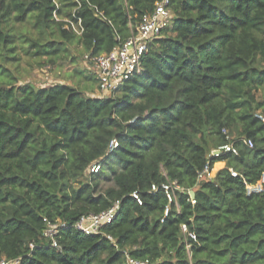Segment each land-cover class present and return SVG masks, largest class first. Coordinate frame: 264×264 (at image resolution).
<instances>
[{
  "label": "trees",
  "instance_id": "trees-1",
  "mask_svg": "<svg viewBox=\"0 0 264 264\" xmlns=\"http://www.w3.org/2000/svg\"><path fill=\"white\" fill-rule=\"evenodd\" d=\"M159 1L0 0V54L15 53L13 20L38 32L23 36L26 53L54 62L77 41L92 59L130 38ZM169 5L171 23L112 95L19 84L0 65V256L19 264H125L127 254L149 264H264V192L248 195L245 185L264 174L256 116L264 114V0ZM231 141L238 155L209 156ZM97 161L102 170L90 172ZM219 161L227 166L198 182ZM106 166L114 184L103 187ZM175 180L184 190L170 202L163 184ZM116 201L101 233L75 227ZM47 222L60 225L59 247L44 235Z\"/></svg>",
  "mask_w": 264,
  "mask_h": 264
},
{
  "label": "built area",
  "instance_id": "built-area-1",
  "mask_svg": "<svg viewBox=\"0 0 264 264\" xmlns=\"http://www.w3.org/2000/svg\"><path fill=\"white\" fill-rule=\"evenodd\" d=\"M173 18V12L169 5V0H161L156 4L153 12L145 14L140 23L137 25L133 35L128 38L120 46L114 48L108 53L97 54L92 57L95 65L98 78V94L100 96H109L116 92L119 86L135 72L141 70V59L144 53L148 50L149 43L158 37L161 31L168 26ZM79 30V29H78ZM256 116L264 123V114L256 112ZM226 133L227 130H224ZM249 147H254V141L245 139ZM118 146V141L113 140L110 144V150ZM239 154L238 148L234 142L225 143L219 148L212 151V156H217L222 153ZM103 163L97 161L91 164L89 171L97 173L102 170ZM215 169L209 163L206 164L203 170L198 173V182L204 179H214ZM232 175L237 176L238 172L231 169ZM246 192L248 195L264 192V174L255 183L245 182ZM163 188L167 192L169 201L172 202L175 198L176 190H184L178 182L168 181L163 184ZM153 190H157V186H152ZM134 198L138 203L142 204V198L138 192L133 193ZM195 203V200H192ZM120 209V201L114 202L109 208L99 213H89L83 215L75 224V227L86 234H98L102 232V227L112 221ZM169 207L166 208L165 215L168 214ZM60 225L58 223L47 222L44 230V235L51 240L53 246L59 247L57 242V234L59 233ZM185 233L192 239H196L194 232H189L184 228ZM34 247V244H31ZM21 258H8L0 256V264H19ZM125 264H149V260H141L134 258L130 254L126 255Z\"/></svg>",
  "mask_w": 264,
  "mask_h": 264
},
{
  "label": "rangeland",
  "instance_id": "rangeland-1",
  "mask_svg": "<svg viewBox=\"0 0 264 264\" xmlns=\"http://www.w3.org/2000/svg\"><path fill=\"white\" fill-rule=\"evenodd\" d=\"M16 35L14 47L15 53L3 52L0 54V65L6 66L16 77L19 84L31 82L35 86H49L56 83H67L83 90L87 95H97L96 69L93 60L89 58L82 46L77 42H70L66 45L69 51L61 54L54 62L49 61L48 55H33L26 53L29 43L23 36L37 37L38 32L30 24H19L11 20L7 26ZM77 28V26H76ZM235 135L236 133L233 132ZM213 146L210 148L209 156H212ZM112 161H110L111 163ZM227 166V161H219L214 165L216 172ZM120 169V165L116 164ZM107 174L102 178L101 185L108 187L114 184L113 171L109 166L105 167Z\"/></svg>",
  "mask_w": 264,
  "mask_h": 264
},
{
  "label": "water",
  "instance_id": "water-1",
  "mask_svg": "<svg viewBox=\"0 0 264 264\" xmlns=\"http://www.w3.org/2000/svg\"><path fill=\"white\" fill-rule=\"evenodd\" d=\"M190 194H191L192 196H194V191H193V190H191V191H190Z\"/></svg>",
  "mask_w": 264,
  "mask_h": 264
},
{
  "label": "crops",
  "instance_id": "crops-1",
  "mask_svg": "<svg viewBox=\"0 0 264 264\" xmlns=\"http://www.w3.org/2000/svg\"><path fill=\"white\" fill-rule=\"evenodd\" d=\"M96 72V71H95ZM96 89H97V91H98V84L96 85Z\"/></svg>",
  "mask_w": 264,
  "mask_h": 264
}]
</instances>
